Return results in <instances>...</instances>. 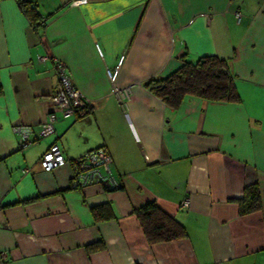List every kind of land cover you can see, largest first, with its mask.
Here are the masks:
<instances>
[{"label": "crops", "instance_id": "crops-1", "mask_svg": "<svg viewBox=\"0 0 264 264\" xmlns=\"http://www.w3.org/2000/svg\"><path fill=\"white\" fill-rule=\"evenodd\" d=\"M27 1L39 23L20 0H0L4 264H264V0ZM205 54L226 60L237 100L171 107L146 85ZM121 55L127 96L107 76ZM53 58L89 103L81 115L54 109L55 131L37 136L58 85ZM18 124L34 132L28 145ZM53 142L66 161L45 171L37 160ZM99 146L114 186H75L74 161ZM251 185L260 208L241 214ZM148 201L186 234L148 242L135 212Z\"/></svg>", "mask_w": 264, "mask_h": 264}, {"label": "trees", "instance_id": "trees-1", "mask_svg": "<svg viewBox=\"0 0 264 264\" xmlns=\"http://www.w3.org/2000/svg\"><path fill=\"white\" fill-rule=\"evenodd\" d=\"M20 5L32 22L39 23L41 17H38L31 1L20 0ZM146 85L171 107H176L186 97L193 95L218 100L239 98L234 76L229 71L226 60L216 54H205L194 62L183 60L169 74L148 79ZM239 204L241 214L260 208L258 187L256 185L247 187L245 196L240 199ZM135 212L150 243L166 241L186 234L184 225L164 211L155 201L144 203L137 207ZM99 246L98 243H91L87 247L92 250Z\"/></svg>", "mask_w": 264, "mask_h": 264}, {"label": "built area", "instance_id": "built-area-1", "mask_svg": "<svg viewBox=\"0 0 264 264\" xmlns=\"http://www.w3.org/2000/svg\"><path fill=\"white\" fill-rule=\"evenodd\" d=\"M83 0H73L71 3H77ZM47 55H40L39 60L44 61ZM123 55H121L118 63L114 69H107V76L112 83L113 91L119 95H128V89H122L116 86V79L118 76L119 66L122 62ZM54 70L58 77V85L51 96L53 109L48 112L45 121L38 128L37 136H46L55 131V110L59 109L66 114L81 115L87 109L88 99L84 97L79 89H77L69 75L67 74L66 64L58 59L53 58ZM13 130L19 135V146L28 145L32 142L34 132L28 125H14ZM35 135V136H36ZM38 164L40 167L49 171L62 165L66 161V157L62 148L56 143H51L38 157ZM112 157L109 151L104 146H99L87 151L74 161L73 184L75 186H85L93 182L108 183L114 186L115 180L111 174L110 165ZM101 166L106 168V171L101 170ZM23 171H28V167H23ZM188 198L182 201V205H188ZM7 258L6 250H0V264H4Z\"/></svg>", "mask_w": 264, "mask_h": 264}]
</instances>
